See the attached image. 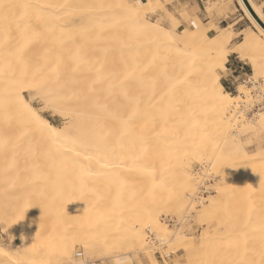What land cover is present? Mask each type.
I'll list each match as a JSON object with an SVG mask.
<instances>
[{
	"label": "bare ground",
	"instance_id": "obj_1",
	"mask_svg": "<svg viewBox=\"0 0 264 264\" xmlns=\"http://www.w3.org/2000/svg\"><path fill=\"white\" fill-rule=\"evenodd\" d=\"M238 2L264 34L263 25L245 2ZM249 3L264 23L261 7L253 0ZM144 7L136 10L126 0H0V199L6 193V197L19 196L14 206L10 200V204L0 201V220L7 223L12 236L18 234L21 239L15 249L0 245V263L52 264L54 259H69L79 237L77 242L92 252L96 248L92 240L84 239L91 228L95 235L102 232L101 239L112 230L116 241L125 237L150 252L143 228L155 224L158 232L154 233L163 241L168 239L158 233L167 230L159 226L152 204L139 206L143 194L149 193L146 199L151 200L152 190L169 183L170 176L176 177L180 188L188 184L183 164L188 159L182 158L191 147L195 149L191 156L209 153V160L220 156L221 144L225 151L238 144L236 156L244 153L240 134L247 118L235 109L239 102L249 105L250 100L226 91L217 72L228 69L230 36L222 32L207 43L203 41L207 33L191 29L178 36L140 14L138 9ZM70 37L73 41L68 42ZM76 39L87 41L79 57L65 50L68 44L75 46ZM45 43L60 47H48L51 56L47 57L42 54ZM243 43V49L234 52L243 54L246 48L255 52L250 60L256 69L260 60L264 63V39L251 32ZM38 47L45 58L28 56L33 52L30 48ZM90 63L91 68L87 67ZM29 90L69 114L70 123L59 127L39 113L24 94ZM229 110L232 113L227 115ZM259 117L264 122V115ZM238 120L240 125L235 127ZM123 170L129 173L124 175ZM51 172L52 176L46 175ZM111 178L122 183V188L123 183L133 184L129 204L123 205V200V204L106 207L103 191ZM220 180L216 191L226 182L225 177ZM139 183L140 188L135 186ZM181 190L178 201L183 197ZM213 203L200 217L214 209ZM262 216L251 211L244 223L257 226ZM232 219L218 220L198 242L185 239L184 233L178 235L190 264L198 260L196 264H210L211 254L228 247L227 238L235 235L233 230L240 231L233 228L236 219L234 223ZM23 222L31 237L19 231ZM136 222L139 227H134ZM213 230L220 231L222 239H213ZM257 232L264 234V225ZM195 253L197 257L192 258Z\"/></svg>",
	"mask_w": 264,
	"mask_h": 264
},
{
	"label": "rangeland",
	"instance_id": "obj_2",
	"mask_svg": "<svg viewBox=\"0 0 264 264\" xmlns=\"http://www.w3.org/2000/svg\"><path fill=\"white\" fill-rule=\"evenodd\" d=\"M126 2L129 6L136 7V10L137 7L145 6L141 10L138 9L140 14L144 15L146 18H148L151 21L159 22V23L161 22V24L164 25V27H166L167 29L174 30L178 36L182 34L184 29H191L199 33H207L208 35H205L203 37L204 42L213 40V38H215V36L220 32H224L225 34L230 36V41L227 44L228 53L230 54L233 52L232 54L234 55L236 54L239 57L234 59V57L232 56L230 57L228 54V58L226 61V66L228 69H217V72L220 82L223 85L224 84L226 85L224 86L226 91H228L232 96H236L238 99L247 98L248 101L250 100L249 105L245 102L243 103L239 102L238 105H236V109H235V112L237 114L244 113L247 118L246 123L242 122L243 127L245 129L244 133L242 132L243 134L242 133L240 134V136L243 135L241 137L242 138L241 141L242 143L244 141L245 144L244 145L240 143V148H243L244 153H240L239 154L240 156H236L237 155L236 153L239 151L237 150L238 144H236L234 150L232 151L227 150L229 153H231V157H229L230 154L226 153L227 152L225 151L226 149H223L222 147L223 145L221 144L220 148L218 145V149L219 150L221 149L222 151L220 152L221 153L220 156H215V159L213 158L209 160L208 158L209 157L208 155H210L209 153H207V156L206 154H203L206 157H202L201 155H196V157L191 156L192 153L195 154V149L191 147L192 148V151H190L191 154H189L190 152H186L185 154L186 157L184 155L182 158L183 160L188 159L186 161L184 160L185 162L183 164L184 166L187 167L185 169L187 170L186 173L190 180L188 184L184 183L185 185L182 184L181 186V188H183L184 190V191L181 190L184 192L183 197H181L182 198L181 201L177 200L179 193L178 190H180L181 188L178 184V181H175L176 177L173 178L171 176L167 178L168 179L167 182L169 183H165V185H163L160 189L154 188L152 190V192L150 193L152 194L151 200L146 199L147 197L146 195L149 193H146L145 196L143 194V196L139 201V206L141 205L140 207H143L146 203L152 204L151 206L153 207V213H156L155 215H157V217L160 218L157 219L159 226L161 227V229H164L165 231L169 230L168 232L166 231V233H161V232L158 233V235L160 234L162 237L164 235L168 239L167 241H163L161 239H157L158 238L156 236L157 234L155 235L154 233V232L156 233L158 232V230H155L156 228H158L155 226V224H153L152 226L147 224L143 228L145 233L144 244L146 245V247H149L150 245V247L147 248L149 251L151 250L150 252L145 253L143 249H139L138 245L136 244L133 245L134 243L132 244L126 241L125 237H123V239H120L119 241H116L115 237L112 235L113 233L112 230L109 231L110 233L109 235L107 234V236H105L104 239H101L102 232L96 233L97 235H99L98 237L97 235H95V233L91 232L93 230L91 228L88 231V233H85L86 236L87 235L88 236L85 237L84 239L92 240L90 241L91 244L93 242V244L95 245L94 247H96L92 252L85 250L82 244L79 241L77 242V239L78 240L81 239L79 237L75 239L77 243L74 242L75 244L73 246L71 258L59 259V261H57L58 259H54V261L52 260L51 263L53 264L54 262V264H190L189 262L190 257H188V254L185 253L186 250L184 249L183 245L180 244L182 238H180L181 236L178 235L184 233V235L186 236L185 239L187 240L192 239L193 241L198 242L203 232H205L206 230H212L214 227L217 226L216 223H218V220L223 221L228 219L229 221V218H233L232 220H230L231 222L234 223L235 221L234 219H236L235 221L236 223L235 224L232 223L233 228L236 226V228L234 229H238V231L240 230L239 231L240 233L237 232L236 230H233L235 231L234 232L235 235L227 238L228 247L225 248L224 251L220 250L217 251V253L211 254L210 264H263L264 234H260V232L257 231L262 230V227L264 225V180H261L262 179L261 176H264V173L262 172L264 170V122H262L259 119L260 118L259 116L261 114L264 115V63H261V60L259 59L260 64L258 63L257 65H255L256 67L255 69L253 68L254 66L250 60L252 56L255 57V52L246 48L244 49V53L242 54L240 52H234V49L237 48L243 49V45H244L243 42L245 40V36H247L249 33L256 32L263 39H264V34H261V32L254 25L253 21L245 15L238 0H202L200 21H198L197 17H193L189 15L188 12L183 7L175 6L177 0H150V1L126 0ZM64 35H67V33H64L63 36ZM75 38L76 37L74 36V39ZM77 39L76 41L78 42L73 43L75 46H73L72 44L70 45L68 44L69 46L67 45V47H65V50L69 48L73 52H71L69 49H68L69 51L67 52H69L70 54L73 53L76 57H79L85 53L84 42L87 41L80 42ZM67 40H69L68 42H71L73 41V37L67 38ZM51 45L53 46L50 47V45L48 46V44L45 43L44 46L42 47L45 50V51L43 50V52L40 51L42 48H40L39 50L38 47L39 53L37 48H35L37 51H35L34 48L33 49L30 48L33 51L32 52L33 55L31 54L28 56L31 57L33 56L32 58L34 59H35L34 56L36 55L42 57V55L40 56V52H42V54L44 55L46 54L47 56L49 55V51H50L48 47L51 50H56V47L58 49L60 47V46H55L53 43ZM65 50L64 52H66ZM248 50H250L251 52ZM54 52L52 51V53ZM49 56H51V54ZM39 57L36 56V58ZM92 66L93 63H90L88 64L87 67L91 68ZM234 69L236 71H234ZM240 87L243 88L244 91H248V92L247 93L240 92L239 91ZM32 91L31 90L25 91L24 94L26 98L31 102L33 107L39 113L44 115L53 124L59 127L67 126L70 123L71 117L69 116V114L63 112L62 110L59 111L58 108L46 102L45 101L46 99L43 97V95L42 96L40 95L41 93L38 92L39 93L38 94L35 90ZM228 112L230 113L228 114ZM228 112L227 115H230L232 113L231 110H229ZM238 119H240V117H238ZM259 121L261 124L259 123ZM239 125L240 124L238 120V122L235 123V127ZM232 130L229 134L235 135L234 128ZM244 138L245 140H243ZM222 155H226V156H222ZM250 158L251 161H249ZM253 159L255 160L253 161ZM202 160H205V162H203ZM244 160L247 162H245ZM256 163L257 165H255ZM38 165L40 167L42 163L39 162ZM129 169L132 170V168ZM127 172L129 173L128 170L126 171L123 170L124 175H126ZM41 173L43 174V172ZM52 174L53 173L51 172V174H46V175L52 176ZM174 175L175 174H173V176ZM198 176L201 178L199 179ZM222 177H225L226 182L222 186L221 188L222 190L220 189L216 191L214 187L219 185V183L221 184L220 179ZM174 181H175V185H173L174 183H172ZM121 184H118L117 179L115 178H111L106 183L103 194L106 199L107 208H111L113 206L123 204V200H124L123 205L130 203L129 191L133 189L134 186L132 183L131 184L123 183V188H124L123 189L121 187L122 186ZM135 186L140 188L142 185L139 183ZM121 190L122 192L119 193V191ZM115 191L117 192V194ZM7 194L9 193H6L4 195V199L2 200L1 198L0 201L2 200L4 202L5 200L6 202L4 203H7V200L8 202L10 200L12 201L11 203H13V206L16 204L17 201L19 202V196L15 198L13 195L11 196L8 195L9 197H11L9 198L8 196L6 197ZM196 196H198V198ZM201 197L204 199H202ZM209 200L210 201L214 200V203H216L215 205H213L214 203L210 205L211 209L214 206L215 210L214 209L212 210H214L215 212L213 211L214 213L212 214V210L208 209L207 211L209 213H207L206 215L211 217L202 215V217L205 216L202 218L200 217L199 214H201L202 210L204 211V209L208 206V204L210 203ZM200 206L202 208H200ZM248 211L257 212L263 215L262 216L263 219L262 218L260 219V222L257 223V226L245 225L244 216L245 215L247 216V213H249ZM222 216L224 217L223 219ZM206 217H208V219ZM215 217L217 219H213ZM134 227H139V223L136 222ZM7 228H8L7 223L3 220H0V245H4L8 248L15 249L17 247L16 245L20 244L21 239L18 234L15 235V237L12 236V234L9 232V229ZM104 230L105 229L99 228V231H104ZM253 230L256 232L253 233L252 232ZM19 231L31 237L29 229L24 227V222L21 224ZM179 231H183V232H179ZM217 231L214 230L212 231V233L215 234L213 239H219V238L222 239V235L219 234L220 231H218V233ZM89 234H92L93 236L95 235L96 236L94 237L95 239L93 238V236L90 237ZM154 238H156L157 240L156 239L154 240ZM170 240L172 242H170ZM99 241L100 242L103 241L104 245L102 244V242L100 243ZM160 242L162 243L160 244ZM78 251L82 252L80 256L77 255ZM191 257L192 258L197 257V254ZM37 260L38 259H35V262H39V260L38 261ZM195 262L200 263V260H198V262L197 261ZM195 262H192V264H196ZM40 263L43 262L41 261Z\"/></svg>",
	"mask_w": 264,
	"mask_h": 264
},
{
	"label": "crops",
	"instance_id": "obj_3",
	"mask_svg": "<svg viewBox=\"0 0 264 264\" xmlns=\"http://www.w3.org/2000/svg\"><path fill=\"white\" fill-rule=\"evenodd\" d=\"M201 1L202 0H177L175 6L183 7L188 12L189 15H191L193 17H197L200 20L201 19V16H200L201 4H202ZM253 2L256 5H258L259 7H261L262 12L264 14V0H253ZM220 33H222V32H220ZM219 34H217V35H219ZM232 53L229 54L230 57L232 56V57H234V59L239 57L238 55H236V54L234 55Z\"/></svg>",
	"mask_w": 264,
	"mask_h": 264
},
{
	"label": "water",
	"instance_id": "obj_4",
	"mask_svg": "<svg viewBox=\"0 0 264 264\" xmlns=\"http://www.w3.org/2000/svg\"><path fill=\"white\" fill-rule=\"evenodd\" d=\"M245 2V4L247 5V7L249 8V10L251 11V13L255 16V18L259 21V23H261V25H263L264 27V23L263 21L259 18V16L255 13V11L253 10L252 6L249 3V0H243Z\"/></svg>",
	"mask_w": 264,
	"mask_h": 264
},
{
	"label": "built area",
	"instance_id": "obj_5",
	"mask_svg": "<svg viewBox=\"0 0 264 264\" xmlns=\"http://www.w3.org/2000/svg\"><path fill=\"white\" fill-rule=\"evenodd\" d=\"M234 71H236V70L234 69ZM248 79H249V78H248ZM155 239H156V238H154V240H155ZM156 240H157V239H156ZM81 254H82V252H80V251L77 252V255H78V256H80Z\"/></svg>",
	"mask_w": 264,
	"mask_h": 264
},
{
	"label": "clouds",
	"instance_id": "obj_6",
	"mask_svg": "<svg viewBox=\"0 0 264 264\" xmlns=\"http://www.w3.org/2000/svg\"><path fill=\"white\" fill-rule=\"evenodd\" d=\"M262 177V179L261 180H264V176H261Z\"/></svg>",
	"mask_w": 264,
	"mask_h": 264
},
{
	"label": "trees",
	"instance_id": "obj_7",
	"mask_svg": "<svg viewBox=\"0 0 264 264\" xmlns=\"http://www.w3.org/2000/svg\"><path fill=\"white\" fill-rule=\"evenodd\" d=\"M224 86H226V85L224 84Z\"/></svg>",
	"mask_w": 264,
	"mask_h": 264
}]
</instances>
